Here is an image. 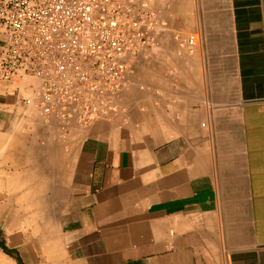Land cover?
<instances>
[{
	"label": "crops",
	"instance_id": "crops-1",
	"mask_svg": "<svg viewBox=\"0 0 264 264\" xmlns=\"http://www.w3.org/2000/svg\"><path fill=\"white\" fill-rule=\"evenodd\" d=\"M149 6L112 120L61 133L0 82V264H264V0Z\"/></svg>",
	"mask_w": 264,
	"mask_h": 264
},
{
	"label": "built area",
	"instance_id": "built-area-1",
	"mask_svg": "<svg viewBox=\"0 0 264 264\" xmlns=\"http://www.w3.org/2000/svg\"><path fill=\"white\" fill-rule=\"evenodd\" d=\"M160 30L149 0H0V82L61 133L112 120Z\"/></svg>",
	"mask_w": 264,
	"mask_h": 264
},
{
	"label": "bare ground",
	"instance_id": "bare-ground-1",
	"mask_svg": "<svg viewBox=\"0 0 264 264\" xmlns=\"http://www.w3.org/2000/svg\"><path fill=\"white\" fill-rule=\"evenodd\" d=\"M27 81L29 82V81H32V80L29 79V80H27ZM25 84H27L26 81H25V82H21V85H25Z\"/></svg>",
	"mask_w": 264,
	"mask_h": 264
}]
</instances>
